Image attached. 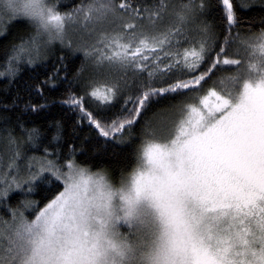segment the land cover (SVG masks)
Wrapping results in <instances>:
<instances>
[{"label": "snow or ice", "instance_id": "snow-or-ice-1", "mask_svg": "<svg viewBox=\"0 0 264 264\" xmlns=\"http://www.w3.org/2000/svg\"><path fill=\"white\" fill-rule=\"evenodd\" d=\"M221 2L227 23L236 24L233 0ZM240 6L251 5L242 0ZM195 7L190 0L177 13L181 24L194 16ZM0 8L10 19L29 20L49 43L63 42L66 25L75 23L77 15L87 25L103 22L118 10L121 16L140 14L130 0L118 4L92 0L73 14H61L48 0H0ZM204 8L201 0L199 9ZM159 15L160 11L152 12L150 19ZM136 27L124 25L126 30ZM201 31L208 35L210 25L203 23ZM172 35L170 30L159 37L137 39L131 31L126 39L116 33L106 43L100 41L107 53L92 51L99 53L100 64L107 61L110 66L144 71L151 61L162 72L179 66L193 73L190 78L167 87L149 86L135 98L131 114L109 128L86 112L80 99L71 103L107 138L135 124L155 97L192 94L195 99L179 109L164 138L144 139L137 167L118 188L104 175L90 173L71 160L67 171L53 161L41 163L38 172L30 174L31 181L43 177L62 183L63 190L34 219L21 212L7 232L0 231V264H264V30L251 41H242L249 49L246 63L222 55L221 49L203 71L208 54L205 40L176 53L173 63L160 68L159 52L171 55L163 46ZM25 50L22 44L19 52ZM29 51L38 54L36 37ZM18 58L19 53L13 57ZM220 65L238 67L202 91ZM10 72L14 74V69ZM148 75L152 77L154 70ZM89 95L109 105L116 88L95 86Z\"/></svg>", "mask_w": 264, "mask_h": 264}, {"label": "trees", "instance_id": "trees-1", "mask_svg": "<svg viewBox=\"0 0 264 264\" xmlns=\"http://www.w3.org/2000/svg\"><path fill=\"white\" fill-rule=\"evenodd\" d=\"M91 2L48 0L61 14H72ZM113 2L118 4L120 0ZM189 2L130 0L133 7L140 9L139 16L134 13L121 16V10H118L116 15L110 14L103 22L89 23L92 30L90 37H96L99 29L108 35L123 33L126 39L131 31L137 33L138 39L140 36L159 37L171 30L173 35L170 42L163 46L171 55L164 56L163 51L159 52L161 60L156 63L160 64V68L173 63L176 53L198 47L205 40L208 54L200 68L203 71L221 49L224 50L222 55L229 58L244 57L242 53H246V45L242 41H248V38L258 36L264 30V0H243L250 7H241L242 0H233L237 23L231 26L227 23L221 0H203L205 8L202 12L199 9L201 0H191V4L196 6L195 14L187 23L181 24L177 13ZM155 11H160V15L150 19V14ZM151 20H155V24ZM126 23H134L137 27L126 30ZM203 23L210 25L208 35L201 31ZM177 28L180 29L179 33L176 32ZM68 31L75 32L66 28L65 32ZM77 36H74L78 43L75 45H69L64 39L60 43H48V39L40 38L36 26L24 19L12 21L0 32V72L5 73L0 76V173L3 171L2 164L10 167L18 164L24 168L31 160L53 161L65 170L71 160L92 172L105 173L112 185L118 188L137 167L144 139L156 137L158 132H168L172 121L179 117V109L184 103L193 101L195 95L167 94L155 97L142 110L135 124L126 125L124 131L107 138L89 123L79 106L71 103L72 99H80L86 112L109 128L114 121H121L131 114L135 98L148 90L149 86L167 87L177 80L190 78L193 73L179 66L162 72L151 61L147 62L148 67L144 71L134 67L113 69L114 66L107 61L102 64L97 62L96 52L92 50L101 49V43L100 47L96 44L98 38L94 37L96 40L92 41ZM34 37L39 45L38 54L29 51ZM22 44L26 50L19 52ZM18 53L19 58L14 60ZM146 54L157 55L152 52ZM220 67L222 65L203 85L202 91L206 92L221 77L233 73L231 69ZM10 69H14V74ZM153 70L154 75L149 77V71ZM100 85L116 88L111 104L100 103L89 95L93 87ZM129 97L133 99L129 100ZM4 172L6 175L2 173L0 177V231L7 232L8 226L15 224V217L21 212L28 220L34 219L63 190L62 183H52L43 177L32 182L28 170L21 175L16 173L13 182L14 174ZM24 181L29 186L18 190L17 187L23 186ZM10 185L16 188H10ZM7 187L10 189L5 190Z\"/></svg>", "mask_w": 264, "mask_h": 264}, {"label": "rangeland", "instance_id": "rangeland-1", "mask_svg": "<svg viewBox=\"0 0 264 264\" xmlns=\"http://www.w3.org/2000/svg\"><path fill=\"white\" fill-rule=\"evenodd\" d=\"M76 12V11H75ZM75 12H73V13H75ZM72 13V14H73ZM0 15H2V17H3V20H2V22H0V32L2 33L3 31H4V29L7 27V25L9 24V23H11L12 21H15V20H18V19H23V18H17V19H10L9 17H10V14L7 12V11H4L2 8H0ZM24 20H27V19H24ZM29 21V20H28ZM82 15H77V17H76V22L75 23H69V24H67L66 25V28H70L71 29V31L72 32H74V33H70L69 31L68 32H65V35H64V40H66V42L69 44V45H75V44H78L76 41H75V35L77 36V35H81V36H83V37H85V38H90L92 41H95L97 38H98V42L96 43L97 44V46L98 47H100V41L101 40H104L105 41V43L107 42V39L106 38H110L113 34H111V35H108V33L107 32H105L104 30H97L98 31V33H97V35H96V37L93 35L92 37H90V35H91V33H92V30L90 29V26H88V24L87 25H84L82 22ZM91 31V32H90ZM147 31H148V28H146V30H145V33H147ZM75 34V35H74ZM78 37V36H77ZM96 39H95V38ZM256 37V36H255ZM40 38L41 39H48V37H47V35L46 34H44V33H40ZM254 37H250V38H248V41H251L252 39H253ZM54 42H56V43H60L61 41L59 40V39H56V40H53ZM53 41H51V42H53ZM47 42H48V40H47ZM53 42V43H54ZM49 43V42H48ZM101 49H103L104 50V52H108V49L107 48H105L104 47V44H102L101 43ZM130 54V53H129ZM243 55H245L244 57H242V55L241 56H239V59H240V57H242V59H241V61H242V63H246L247 61H248V59H249V49L247 48V46H246V53H242ZM96 57H99V53L98 52H96ZM238 56V55H237ZM96 59H98V58H96ZM118 66H116V67H113V69H115V68H117ZM235 67H238V66H225V65H222V67H220L221 69H233V68H235ZM233 74V73H232ZM232 74H229V75H232ZM229 75H227V76H229ZM226 75H224L223 77H227ZM222 78V77H221ZM220 80V79H219ZM170 118V117H169ZM164 133H168L167 131H165ZM162 134L161 132H158L157 133V135H156V137H154V138H156V139H162V138H164L165 136H166V134ZM41 163H47V162H43V161H39V160H31L30 161V163H29V165L27 166V167H22V166H20V165H18V164H13L11 167L9 166V165H7V164H2V166H1V170H3L2 171V173L4 174V175H6V173L4 172V171H8V173L7 174H14L13 175V178H12V182H13V179H14V177H15V174L16 173H19V175H21L22 173H24V172H26L27 170H28V172L31 174V173H35V172H38V170H39V168H40V165H41ZM79 167H81V166H79ZM26 168V169H25ZM82 168H84V167H82ZM87 169V168H86ZM65 171H67V168H65ZM89 172L90 173H93V174H102V175H104L106 178H107V176H106V174L105 173H102V172H92V171H90L89 170ZM2 173H0V177H1V174ZM46 174V173H45ZM108 179V178H107ZM10 184H12V183H10ZM22 185L23 186H21V187H17V189L18 190H22L23 188H26L27 186H29V183L27 182V181H24L23 183H22ZM1 186V185H0ZM17 186V185H16ZM9 187V186H8ZM8 187L7 188H5V190H7L8 189ZM10 188H16V187H12L11 185H10ZM9 188V189H10ZM8 189V190H9ZM9 227V226H8ZM3 231V230H2ZM7 231H8V229H7ZM121 231L122 232H127V229L126 228H121Z\"/></svg>", "mask_w": 264, "mask_h": 264}]
</instances>
